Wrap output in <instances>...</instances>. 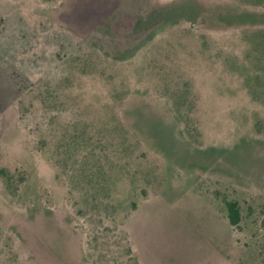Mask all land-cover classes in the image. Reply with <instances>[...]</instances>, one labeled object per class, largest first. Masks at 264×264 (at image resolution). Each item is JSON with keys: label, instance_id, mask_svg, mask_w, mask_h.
I'll return each instance as SVG.
<instances>
[{"label": "rangeland", "instance_id": "1", "mask_svg": "<svg viewBox=\"0 0 264 264\" xmlns=\"http://www.w3.org/2000/svg\"><path fill=\"white\" fill-rule=\"evenodd\" d=\"M0 264H264V0H0Z\"/></svg>", "mask_w": 264, "mask_h": 264}, {"label": "trees", "instance_id": "2", "mask_svg": "<svg viewBox=\"0 0 264 264\" xmlns=\"http://www.w3.org/2000/svg\"><path fill=\"white\" fill-rule=\"evenodd\" d=\"M228 219H229V222L231 225L237 224L238 214L232 207H230V209H229V218Z\"/></svg>", "mask_w": 264, "mask_h": 264}]
</instances>
